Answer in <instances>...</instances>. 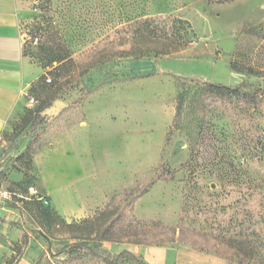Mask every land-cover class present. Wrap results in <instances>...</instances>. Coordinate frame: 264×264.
I'll list each match as a JSON object with an SVG mask.
<instances>
[{
  "label": "rangeland",
  "instance_id": "1",
  "mask_svg": "<svg viewBox=\"0 0 264 264\" xmlns=\"http://www.w3.org/2000/svg\"><path fill=\"white\" fill-rule=\"evenodd\" d=\"M41 1H35L23 28L25 33L37 31L41 39L39 44L26 42L27 50L52 81L47 86L56 83L60 92L50 111L24 127L28 110L38 109L47 90L39 81L28 96L36 104L15 114L0 138V184L6 189L33 185L48 201L44 205L54 221L41 222L22 203L0 207V264H104L106 256L114 259L104 245L75 241L77 233L66 225L90 219L136 187L147 188L163 165L176 172L174 179L154 185L137 202L136 216L230 237L228 199H235H227V186L205 168L219 161L224 140L208 139L204 130L223 133V110L227 117L237 116L207 87L258 90L264 98V0ZM157 17L167 18L170 26L184 23L191 39L181 54L117 57L102 64L108 54L129 49L135 21ZM48 47L73 60L66 73L56 70L57 58ZM232 63L242 70L253 67L259 76L240 73ZM180 100L186 104L176 119ZM251 122L264 133V102L247 118ZM67 182L72 185L68 191L78 192L85 213L66 214L60 192ZM195 182L201 193L189 206L190 218L180 221L184 184ZM241 195L240 211H248L253 202L248 206L247 189ZM258 198L264 204V194ZM204 207L203 217L198 211ZM197 240L188 238L193 244ZM183 247L189 248L165 247L169 264H178L175 258ZM258 249L263 261L256 264H264V247ZM207 255L213 258L199 264H230Z\"/></svg>",
  "mask_w": 264,
  "mask_h": 264
},
{
  "label": "trees",
  "instance_id": "2",
  "mask_svg": "<svg viewBox=\"0 0 264 264\" xmlns=\"http://www.w3.org/2000/svg\"><path fill=\"white\" fill-rule=\"evenodd\" d=\"M39 3H42V1L39 0ZM45 3L48 6V2L46 1ZM133 25L135 26V30L132 32V42L129 49L108 54L105 56L102 64L112 62L117 57L144 59L150 56L179 55L187 48L191 39L185 29L184 23L181 21H174L173 25L170 26L167 18H142L135 21ZM27 32L30 40L26 42L39 44L41 36L38 32L31 29ZM36 38H38V42L34 43V39ZM48 50L52 54H55L51 47H48ZM25 54L33 58L31 52L27 50V46ZM55 56L58 64L56 70L66 73L73 60L70 57L58 55L57 53ZM34 61L36 62L35 59ZM232 66L233 69L240 73L259 76V72L253 67L242 70L234 63H232ZM46 76L47 73L43 74L39 80L43 81L41 85L43 88L47 86V83L52 82H48V79L45 78ZM56 85L55 83L47 86V90L37 110H28V116L24 119V127L33 124L44 110L52 106L60 92V89ZM248 85L245 86L244 84L246 89L250 87ZM33 89L34 85L30 92ZM207 90L217 100L219 99L221 102L229 105L231 111H234V115L237 116V119L231 118V116L227 117L223 110L222 119H226L222 124L223 133L219 132L213 135V133H209L208 129L205 128L204 130L205 137L208 139L219 142L220 138L223 137L224 140V149H222L223 152L219 161L214 160L209 162L205 168L211 174L216 175L217 179L222 181V184L227 186V199L231 196L235 199L233 202H230L228 199L230 237L224 233L220 235L202 234L198 233L195 229L185 228L182 224H178L177 226L163 224L160 221H146L136 216L135 207L137 202L148 194L154 185L158 182L174 179L176 172L170 171L166 165H163L157 168L159 177L152 179L147 188L140 190V188L136 187L131 192L122 196L119 203L108 205L99 213L91 216L90 219L84 220L81 223L66 225L69 231L77 233L73 237L75 241L94 242L99 248L106 243L117 245L126 243L133 246L159 248L184 245L200 253L224 258L230 264H256L263 261V257L259 255L260 250L258 247H264V233L260 231L263 229L262 226H264V204L259 203L258 196L261 198V195L264 194V174L262 172V168H264V133L259 124L251 122V125H249L246 121L253 112L260 111L264 98L258 90L242 91L240 87L231 88L223 84L210 85L207 87ZM185 104L184 100H180L177 107L176 119H179L183 115ZM30 150L28 155L33 156V152ZM184 185L183 200L186 203L180 211V221L190 218L189 206L192 201H195L198 194L201 193V188L196 182ZM17 187L22 189L19 185ZM31 187L34 186L30 185L22 190L18 188H8V190L27 196ZM244 189L248 191L249 200L252 199L248 206H251L250 204L253 202V206L248 211L245 208L240 211L244 199L241 193ZM22 204L30 210H35V215L41 222L52 223L54 221L47 207L36 199L31 197L29 202L23 201ZM125 204L127 206L123 209L122 207ZM205 210H207L205 207L200 209L198 214L204 217L206 215ZM232 210L236 212L231 214ZM257 224L260 225L257 228H252V226ZM195 237L198 238L197 244L188 241V238ZM221 247H226L230 252L222 254ZM102 261L104 264H117L123 261L147 264L142 257L128 251L114 256V259L106 256Z\"/></svg>",
  "mask_w": 264,
  "mask_h": 264
},
{
  "label": "crops",
  "instance_id": "3",
  "mask_svg": "<svg viewBox=\"0 0 264 264\" xmlns=\"http://www.w3.org/2000/svg\"><path fill=\"white\" fill-rule=\"evenodd\" d=\"M35 1L0 0V138L10 129L15 114L28 107V96L32 86L39 82L42 76L39 65L25 54L27 44L23 37V28L31 15ZM45 111H50V108ZM68 183L60 192L66 214L73 216L79 211L85 213L78 192L75 190L71 193L67 190L72 188ZM13 207L15 206L9 205L6 208ZM103 245L113 256L128 251L134 255L141 253L147 264L170 262L165 247H140L126 243ZM183 248L184 250L181 249L175 258L178 264H199L206 258H213L211 255Z\"/></svg>",
  "mask_w": 264,
  "mask_h": 264
},
{
  "label": "built area",
  "instance_id": "4",
  "mask_svg": "<svg viewBox=\"0 0 264 264\" xmlns=\"http://www.w3.org/2000/svg\"><path fill=\"white\" fill-rule=\"evenodd\" d=\"M23 37H24L25 43L26 41L30 40V36L28 32L26 33L23 32ZM37 42H38V38L34 39V43H37ZM47 81L51 82L50 79H48ZM28 102L30 106H34L36 104L34 98H29ZM29 190H30L29 195L25 196L19 192L10 191L4 188L2 184H0V207L1 208L7 207L9 205L16 206L22 203L23 201L31 200V197L43 204L48 203V201L42 195H40L34 187H31Z\"/></svg>",
  "mask_w": 264,
  "mask_h": 264
}]
</instances>
